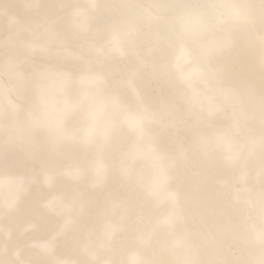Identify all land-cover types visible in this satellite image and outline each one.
<instances>
[{
	"label": "clouds",
	"instance_id": "1",
	"mask_svg": "<svg viewBox=\"0 0 264 264\" xmlns=\"http://www.w3.org/2000/svg\"><path fill=\"white\" fill-rule=\"evenodd\" d=\"M0 264H264V0H0Z\"/></svg>",
	"mask_w": 264,
	"mask_h": 264
}]
</instances>
